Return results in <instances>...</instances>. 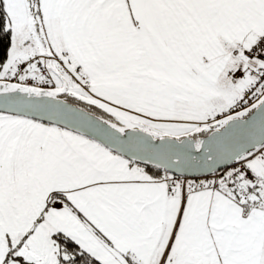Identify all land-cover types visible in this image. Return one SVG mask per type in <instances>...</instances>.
Here are the masks:
<instances>
[{
    "label": "snow or ice",
    "instance_id": "obj_1",
    "mask_svg": "<svg viewBox=\"0 0 264 264\" xmlns=\"http://www.w3.org/2000/svg\"><path fill=\"white\" fill-rule=\"evenodd\" d=\"M0 264H264V0H0Z\"/></svg>",
    "mask_w": 264,
    "mask_h": 264
}]
</instances>
